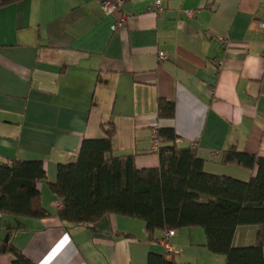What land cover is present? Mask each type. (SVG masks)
Segmentation results:
<instances>
[{
    "label": "crops",
    "instance_id": "obj_1",
    "mask_svg": "<svg viewBox=\"0 0 264 264\" xmlns=\"http://www.w3.org/2000/svg\"><path fill=\"white\" fill-rule=\"evenodd\" d=\"M122 0L115 19L99 0H23L0 7V163L42 160L43 205L58 200L48 183L58 163L74 161L81 140L114 126V155L137 168L159 164L154 135L173 128L180 146H194L208 173L248 180L249 170L223 165V150L264 157V0ZM163 52L164 60L158 53ZM173 100L171 119L157 118V100ZM158 146V143H157ZM37 264H147L163 252L138 219L106 215L93 228L0 214V231ZM255 226H239L235 245L253 242ZM200 227L167 240L177 261L223 264L205 246ZM0 264H11L0 255Z\"/></svg>",
    "mask_w": 264,
    "mask_h": 264
},
{
    "label": "trees",
    "instance_id": "obj_2",
    "mask_svg": "<svg viewBox=\"0 0 264 264\" xmlns=\"http://www.w3.org/2000/svg\"><path fill=\"white\" fill-rule=\"evenodd\" d=\"M19 1L0 0V7ZM174 114V101L158 98L157 118ZM100 129L102 137L81 140L74 161L57 164L55 181L48 183L59 202L55 212L42 203L39 184L47 179L42 160L0 163V214L55 217L67 229H92L102 217L118 215L142 221L150 240L156 232L200 227L204 246L222 255L223 264H264V157L231 145L222 151L220 163L249 170V179L208 173L194 146L178 145L173 128H158V166L137 168L133 155H114L113 124L103 122ZM239 226H255L252 243L234 244ZM14 230L8 228L0 240V255H9L11 264H37L15 246ZM167 257L165 250L150 252L147 264H205Z\"/></svg>",
    "mask_w": 264,
    "mask_h": 264
},
{
    "label": "built area",
    "instance_id": "obj_3",
    "mask_svg": "<svg viewBox=\"0 0 264 264\" xmlns=\"http://www.w3.org/2000/svg\"><path fill=\"white\" fill-rule=\"evenodd\" d=\"M122 3V0H99L100 7L102 11L107 14L114 17L115 21L113 25L111 26L112 31L118 30L124 23L125 16L121 14L120 12V5ZM161 2L160 0H154V2L151 3V6L149 7L151 10L156 11L160 9ZM257 27L260 31L264 32V21H257ZM159 60H164L165 55L163 52L158 53ZM157 137L156 133L154 135V145L157 147ZM175 233L174 230H169L165 232L164 239L161 240V244L164 246L165 251L169 254H171L172 249L170 246L167 245V240L169 237L173 236Z\"/></svg>",
    "mask_w": 264,
    "mask_h": 264
},
{
    "label": "rangeland",
    "instance_id": "obj_4",
    "mask_svg": "<svg viewBox=\"0 0 264 264\" xmlns=\"http://www.w3.org/2000/svg\"><path fill=\"white\" fill-rule=\"evenodd\" d=\"M2 236V231H0V237Z\"/></svg>",
    "mask_w": 264,
    "mask_h": 264
}]
</instances>
